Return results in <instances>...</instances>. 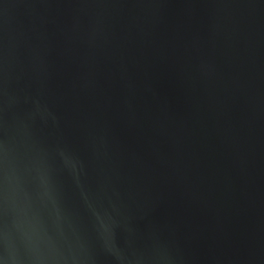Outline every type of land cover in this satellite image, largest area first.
I'll use <instances>...</instances> for the list:
<instances>
[{
  "label": "water",
  "instance_id": "water-1",
  "mask_svg": "<svg viewBox=\"0 0 264 264\" xmlns=\"http://www.w3.org/2000/svg\"><path fill=\"white\" fill-rule=\"evenodd\" d=\"M0 264H264V0H0Z\"/></svg>",
  "mask_w": 264,
  "mask_h": 264
}]
</instances>
